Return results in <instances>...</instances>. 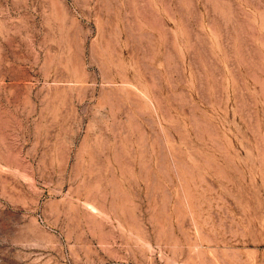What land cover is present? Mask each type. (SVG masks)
I'll list each match as a JSON object with an SVG mask.
<instances>
[{
    "label": "rangeland",
    "instance_id": "rangeland-1",
    "mask_svg": "<svg viewBox=\"0 0 264 264\" xmlns=\"http://www.w3.org/2000/svg\"><path fill=\"white\" fill-rule=\"evenodd\" d=\"M0 264H264V0H0Z\"/></svg>",
    "mask_w": 264,
    "mask_h": 264
}]
</instances>
